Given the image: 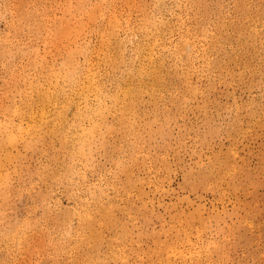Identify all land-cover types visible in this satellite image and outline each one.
Masks as SVG:
<instances>
[{"label": "rangeland", "instance_id": "374dc122", "mask_svg": "<svg viewBox=\"0 0 264 264\" xmlns=\"http://www.w3.org/2000/svg\"><path fill=\"white\" fill-rule=\"evenodd\" d=\"M176 1L188 0L166 4ZM198 6L209 12L197 18L208 29V36H198L207 56L198 51L196 66L187 68L176 53L179 34L170 33L169 48L159 52L167 65L160 96L107 98L103 114L113 127L96 129L93 183L101 203L94 202L95 226L80 242L70 240L61 255L31 234L30 244L11 254L0 239V264H264V0ZM56 8L41 28L52 25L63 36V26L74 24L62 21ZM185 19L195 29V21ZM0 24V34L30 39L19 21ZM0 66L1 84L6 71ZM55 191L68 209L65 187ZM106 203L114 218L104 212ZM25 204L16 192L13 223ZM136 217L144 225L141 241ZM114 238L134 252L126 261Z\"/></svg>", "mask_w": 264, "mask_h": 264}, {"label": "bare ground", "instance_id": "6f19581e", "mask_svg": "<svg viewBox=\"0 0 264 264\" xmlns=\"http://www.w3.org/2000/svg\"><path fill=\"white\" fill-rule=\"evenodd\" d=\"M203 1H176L169 6L166 0H0V22L19 21L30 34L29 40L21 42L0 34V64L6 71L0 84L3 251L9 249L11 254L17 246L26 248L34 235L61 255L70 240L80 242L88 235L95 226L94 202L101 203L93 183L99 145L96 129L106 132L113 127L103 114L107 98L117 103L120 97L160 96L167 65L159 52L169 48L170 33L179 34L178 41L174 38L176 53L187 68L196 66L198 51L203 53L201 58L207 56L198 38L209 35L197 19L203 13L209 17L208 9L200 12L198 4ZM54 6L62 21L74 24L63 26V36L52 25L41 28L40 21L50 18ZM167 15L177 18V24L170 23ZM185 18L195 21L198 35ZM61 58V64H56ZM60 186L71 200L66 210L55 191ZM16 192L26 197V204L13 223L11 202ZM103 210L114 218L113 206L106 203ZM136 219L133 228L141 241L144 225ZM113 244L122 260L134 253L119 238Z\"/></svg>", "mask_w": 264, "mask_h": 264}, {"label": "snow or ice", "instance_id": "6c2138e0", "mask_svg": "<svg viewBox=\"0 0 264 264\" xmlns=\"http://www.w3.org/2000/svg\"><path fill=\"white\" fill-rule=\"evenodd\" d=\"M16 7H22V6L17 5ZM102 179H103V177H102ZM89 219H91V217H89Z\"/></svg>", "mask_w": 264, "mask_h": 264}]
</instances>
